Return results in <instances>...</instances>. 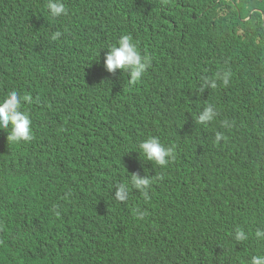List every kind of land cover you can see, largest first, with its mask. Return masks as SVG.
Segmentation results:
<instances>
[{"label":"trees","instance_id":"obj_1","mask_svg":"<svg viewBox=\"0 0 264 264\" xmlns=\"http://www.w3.org/2000/svg\"><path fill=\"white\" fill-rule=\"evenodd\" d=\"M64 2L52 18L47 0H0V99L32 97L34 135L0 129V264H250L264 253V0ZM122 34L152 57L134 85L104 66ZM229 69L227 87L199 90ZM209 103L218 117L196 123ZM152 136L175 145L166 167L135 150ZM132 173L153 183L121 203Z\"/></svg>","mask_w":264,"mask_h":264},{"label":"clouds","instance_id":"obj_2","mask_svg":"<svg viewBox=\"0 0 264 264\" xmlns=\"http://www.w3.org/2000/svg\"><path fill=\"white\" fill-rule=\"evenodd\" d=\"M47 9L52 18H59L68 15V8L64 0H47ZM63 32L57 30L52 32L50 39L58 41ZM105 48V47H104ZM104 56V66L109 73H115L118 69L127 73L130 77L129 84L134 85L140 82L151 67L152 57L149 54L138 50V44L130 34H122L117 42L109 47ZM102 49V48H101ZM100 52V51H99ZM231 70L217 72L214 76L203 75L200 78L199 90L203 93L205 89L216 88L220 85L227 87L231 80ZM32 97L22 94L19 90L8 91L0 99V129L8 132L9 144L29 143L34 139L32 130V118L26 103H31ZM219 115L218 109L211 103L205 105L196 117V123L206 125L215 120ZM222 127H231L229 121H222ZM222 139V134L216 135V140ZM135 150L142 155L144 161H151L161 167L168 166L175 159V145H166L157 136L145 139L136 146ZM161 177H156L160 179ZM153 183V177L141 176L139 173H132L128 182H121L114 186V199L124 203L129 199L130 189L138 190L145 196ZM56 215L60 213L57 210ZM142 216L143 213H140ZM254 237L258 241L264 240V227H258L254 231ZM250 234L243 228H236L233 239L237 243L249 240ZM250 264H264V253L251 256Z\"/></svg>","mask_w":264,"mask_h":264}]
</instances>
